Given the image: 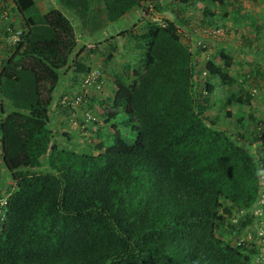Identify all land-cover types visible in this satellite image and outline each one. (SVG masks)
<instances>
[{
    "label": "trees",
    "instance_id": "trees-1",
    "mask_svg": "<svg viewBox=\"0 0 264 264\" xmlns=\"http://www.w3.org/2000/svg\"><path fill=\"white\" fill-rule=\"evenodd\" d=\"M55 1L58 9L40 14L34 0H14L22 34L1 62V94L13 108L0 111V158L14 191L5 203L0 196V264H264V215L251 212L263 190L264 140L260 156L241 141L250 126L259 132L261 117L240 115L242 133L220 128L253 100L247 76L237 83L230 73L231 54L220 49L200 70L178 17L148 20L135 61L110 79L111 96L87 101L100 111L81 120L87 146L59 148L50 110L62 76L91 70L80 57L93 51L80 46L74 23L85 26L98 0ZM164 1L103 0L105 19L144 16L150 6L178 14L200 0ZM207 2L203 25L227 24V1Z\"/></svg>",
    "mask_w": 264,
    "mask_h": 264
},
{
    "label": "rangeland",
    "instance_id": "rangeland-1",
    "mask_svg": "<svg viewBox=\"0 0 264 264\" xmlns=\"http://www.w3.org/2000/svg\"><path fill=\"white\" fill-rule=\"evenodd\" d=\"M157 1L158 0H148V3L154 6L155 4L157 5ZM200 1L195 6H191L190 10L187 12H179L178 14H175L176 12L156 14L155 10L150 11L152 9H149V14L151 13L149 16L152 21L159 23H163L164 19L176 20L178 17L181 37L184 43L195 52L194 57L200 70H203L206 61L216 56L220 49H225L231 54L234 64L230 69V73L236 79L237 83H241L244 76H247L248 82L246 85L253 95V100L251 107H233V112L236 117H234V119L222 120L220 128L228 131L230 134H233L235 131H241L242 133L244 129L237 127L235 123L240 115H244L246 120L250 119L249 115H253L254 113L261 117L259 132L255 135L253 130H251L252 126H250L248 129L249 134L245 136V138H247L241 140L242 144L250 148L254 155L260 156L262 152L260 141L264 140V24H262L264 23V0H226L228 3L226 11H228L229 17L225 25H222L220 20L216 22L218 27H220L219 29L203 25V11L206 5H208V2L207 0ZM166 2L168 4V0H166ZM173 2L175 6L178 5L177 0ZM168 6L170 7L171 5ZM96 7H98V3ZM217 12L219 15H223L224 11L219 10ZM129 16L132 17L134 23H138L129 26L128 24L125 25L124 20H122L119 23L110 24L108 27L109 31L106 33H99L101 35L104 34L103 38L107 37L106 40L103 39L101 35L97 34L101 39H98L96 48L92 53L87 52L83 56L85 60L83 58L81 59L85 61V64L90 66L91 69L98 70L101 78L104 80L103 91L101 93L92 92L91 97H89L87 101H95V99L99 100L110 97L111 77H113L115 72L121 70L124 63L135 61L140 52V43L135 37L141 35L145 31L146 26L144 23L146 24V19H143L144 21L138 19L139 17H144L140 14L139 10L133 14H129ZM235 18L237 19L236 21ZM13 22L16 24L12 27L11 23ZM254 23L260 25L259 29L254 27ZM21 24L22 19L14 10V0H0V72L2 67L1 62L12 53L11 47L13 44L11 43V39L17 32H21ZM134 26L138 27L135 28ZM116 27L119 29L118 34L108 37V35L112 33V30L117 29ZM124 27L126 30H130L129 34H121L122 31H125L122 30L125 29ZM216 30H221L222 35L215 38L211 36V34H207L209 31L212 32ZM6 32L13 34L9 37ZM88 49L89 48H87V50ZM80 85L81 79L75 80L72 72L66 76H62V82L58 88V90L63 88L60 99L62 95L67 92V94L74 95V93L79 90ZM237 88L238 84L234 85L233 90ZM228 90L229 88L225 90V92L222 89L218 90L213 97H215V99L218 97L224 98ZM87 101L79 109L74 110V114L71 116L67 114L64 115L67 119L66 122L62 124L59 123L60 127L57 124L56 126L53 125L55 124L53 122L50 123L51 129L54 130L57 136L56 143L59 148L76 150L87 146V141L92 134L90 131L84 130L81 127V120L85 118L88 112L100 118V111H98L99 107L94 105V107L89 109L90 105L87 104ZM58 104H60V100ZM66 110L71 111L69 108H66ZM80 114L83 115V118H80ZM207 115L209 120H211V118L215 117L216 113L209 111ZM0 116L2 117V114H0ZM61 117L63 118V116ZM61 117L57 119L54 117L53 120L61 119ZM100 125H102V123ZM90 127L97 129L94 125ZM65 135H69L70 137H66ZM135 139V134H130L128 137L130 143ZM10 179L7 168L0 160V196H2L3 199L9 196L6 190H10V192L14 191V181ZM2 186L4 187L1 188Z\"/></svg>",
    "mask_w": 264,
    "mask_h": 264
},
{
    "label": "crops",
    "instance_id": "crops-1",
    "mask_svg": "<svg viewBox=\"0 0 264 264\" xmlns=\"http://www.w3.org/2000/svg\"><path fill=\"white\" fill-rule=\"evenodd\" d=\"M35 1V3H36V5H37V9H38V12L40 13V14H46L47 12H49V11H51V10H53V9H58L59 8V6H58V4L56 3V1L55 0H34ZM169 1H171V0H168V3L170 4V2ZM98 2V10L96 9L97 7H96V5H95V3L93 4V9H92V12L90 13V20L87 22V24H85V26L84 25H82L81 24V22L80 23H77V21H75L76 19L74 18V21H75V26H76V32H77V34H78V42H79V44H80V46L82 47L83 45L84 46H86L87 48H89V49H91V48H93V49H91V51H93L95 48H96V46H97V41H98V39H101L97 34H99L100 32H104V33H106L107 31H109L108 30V27H109V25H110V23L109 22H107L106 21V19H105V9H104V7H103V0H98L97 1ZM167 2L166 1H164V4H166ZM147 5H149V3H147ZM153 7L152 6H150V9H152ZM172 7H170V9H171ZM137 10L138 9H133L132 11H131V13L130 14H133L134 12H137ZM150 11H153V10H150ZM100 13V14H99ZM167 13V12H166ZM165 13V14H166ZM102 14V15H101ZM141 14V13H140ZM69 16H70V13L68 14ZM150 14H148V15H144V17L143 18H138L140 21H142L143 19H146V23H147V21L148 20H151L150 18V16H149ZM70 17H72V15L70 16ZM137 19V20H138ZM124 23H125V25H129V26H132V25H135V23H134V21H132V17L131 16H127V17H125L124 19ZM144 21V20H143ZM138 23V22H137ZM136 23V24H137ZM140 25V24H139ZM144 25H145V23H144ZM126 27V26H125ZM124 27V28H125ZM138 26H135V28H137ZM117 28V27H116ZM118 28L116 29V30H112V33H110L109 35H108V37H111V36H115L116 34H118ZM122 30H126V28L125 29H122ZM99 35H101V34H99ZM97 38H96V37ZM102 36V38H103V36H104V34L103 35H101ZM106 38L107 37H105V38H103V39H105L106 40ZM102 39V40H103ZM101 40V41H102ZM92 42V43H91ZM96 44V45H95ZM82 56H84V53H83V55ZM81 59H82V57H80ZM66 76V75H65ZM67 77H69V76H67ZM63 89V88H62ZM62 89H60V90H58L57 91V93H56V95H55V100H54V104H53V106L51 107V110H50V115H51V122L50 123H55V124H53V125H55L56 126V124L59 126V123L60 124H62V123H64V122H66V117H64V115H66L67 114V111H64L63 109H62V107L60 106V104H58L59 103V100H60V96H61V91H62ZM95 102H97V101H95ZM93 103V102H92ZM12 103L10 102V101H8L7 99H5L3 96H2V94H1V90H0V111H4V113H2L3 115H4V117H5V115L9 112V111H11L12 110ZM2 109V110H1ZM6 113V114H5ZM2 115V116H3ZM61 116H63V118L61 117ZM54 117L57 119V118H60L61 117V119H58V120H53L54 119ZM80 118H83V115H81L80 114ZM60 127V126H59ZM65 131V130H64ZM63 131V132H64ZM56 135V134H55ZM57 138V137H56ZM1 160V159H0ZM1 163L3 164V162H2V160H1ZM4 165V164H3ZM0 185H1V183H0ZM2 197V196H1ZM5 199H7V198H5ZM5 199H3V197H2V203L5 201ZM0 200V201H1ZM5 203V202H4Z\"/></svg>",
    "mask_w": 264,
    "mask_h": 264
},
{
    "label": "built area",
    "instance_id": "built-area-1",
    "mask_svg": "<svg viewBox=\"0 0 264 264\" xmlns=\"http://www.w3.org/2000/svg\"><path fill=\"white\" fill-rule=\"evenodd\" d=\"M21 32H17L11 39V43L15 45L21 36ZM211 35L213 37H219L222 35L221 30L212 31ZM200 44V43H199ZM202 44V42H201ZM200 44V45H201ZM191 50V49H190ZM104 89V80L101 78L98 70L91 69L88 73L81 75V85L79 90L73 94L64 93L60 99V105L64 108L79 109L89 97H91V93L102 92ZM90 121H95V117L91 113H87L85 115V123H89ZM261 185L263 186V190L260 192L259 200L255 209H252L253 215L256 217H262L264 215V167L261 166ZM260 236L264 237V232L260 231ZM264 245V239H263ZM262 260H264V246L262 248Z\"/></svg>",
    "mask_w": 264,
    "mask_h": 264
}]
</instances>
